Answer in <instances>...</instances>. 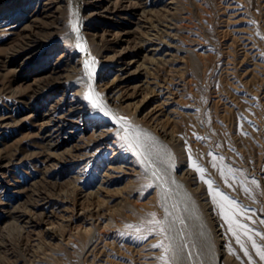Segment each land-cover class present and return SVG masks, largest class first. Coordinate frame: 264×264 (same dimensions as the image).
Wrapping results in <instances>:
<instances>
[{"label":"rangeland","instance_id":"obj_1","mask_svg":"<svg viewBox=\"0 0 264 264\" xmlns=\"http://www.w3.org/2000/svg\"><path fill=\"white\" fill-rule=\"evenodd\" d=\"M216 253L264 264V0H0V264Z\"/></svg>","mask_w":264,"mask_h":264},{"label":"bare ground","instance_id":"obj_2","mask_svg":"<svg viewBox=\"0 0 264 264\" xmlns=\"http://www.w3.org/2000/svg\"><path fill=\"white\" fill-rule=\"evenodd\" d=\"M79 12H77V17H78V20H79V23L76 25V28L74 29L73 31V34L75 35V37L77 38V41H79V45H78V48L80 49V51L85 55L86 57V60L90 61L91 60V56L89 55V52H88V45H87V40L85 39L82 31H81V19H80V16H79ZM77 21V20H75ZM154 51V50H153ZM154 54V53H153ZM154 57V55H153ZM152 58V57H151ZM153 59V58H152ZM151 59V60H152ZM158 59V58H157ZM156 61V60H155ZM158 61V60H157ZM97 75L95 72H92V74L90 75V77L88 78V82L89 84L93 85L94 82H95V79H96ZM119 96V95H117ZM109 97V96H108ZM116 97H112V98H107L105 94H102L101 92H99L97 89L94 88V104L96 105L97 109L99 112L103 113V115L106 117V119H108V122H110L109 124V130H112L113 129V126H117V127H126L128 125L127 122L123 121L122 118H120L116 112H115V109L113 108V106H111L110 104V101L111 100H114ZM74 106V105H73ZM69 107V106H68ZM72 108V107H71ZM65 110V109H64ZM69 110V109H68ZM62 112V111H61ZM51 113V112H50ZM58 113V112H57ZM60 113V111H59ZM56 114V113H55ZM70 114V113H69ZM59 115V114H58ZM63 115L61 114L60 116H58L56 119L53 120L52 122V125L54 126V129L51 131H46V133H48L49 135H58V138H59V134H61V130L63 129L62 125L65 123V120L66 118L64 119L62 117ZM54 117V116H53ZM70 118V117H68ZM49 120V118L47 117L46 120ZM52 121V119H51ZM45 122V121H44ZM49 122V121H48ZM47 123V121H46ZM48 124V123H47ZM130 127V126H129ZM53 128V127H52ZM127 129V127H126ZM125 130V129H124ZM118 131V130H117ZM120 131V130H119ZM129 131V130H128ZM124 132V131H122ZM128 133V132H127ZM43 134V133H42ZM124 134V133H123ZM160 136L161 135H165V134H159ZM44 136V135H43ZM51 137V136H50ZM51 139V138H50ZM55 140V139H54ZM59 140V139H58ZM48 144V142L46 143ZM56 144V143H54ZM47 146V145H46ZM48 147V146H47ZM49 149V148H48ZM42 151V149H41ZM4 156V155H3ZM8 160V159H7ZM10 161V160H8ZM6 162V161H5ZM3 163V162H2ZM187 166V165H186ZM189 166V165H188ZM187 168V167H186ZM192 168V167H191ZM174 168L172 167V170ZM179 169V168H178ZM185 169V168H183ZM188 170V169H187ZM191 170V169H189ZM174 171V170H173ZM190 173V172H189ZM177 176V175H176ZM184 177V176H183ZM173 178V177H172ZM199 181V179H197ZM196 180V181H197ZM202 181V180H201ZM200 182V181H199ZM214 192V191H213ZM92 238V237H91ZM214 264H220V257L219 255L216 253L214 254ZM223 263V261H222Z\"/></svg>","mask_w":264,"mask_h":264}]
</instances>
